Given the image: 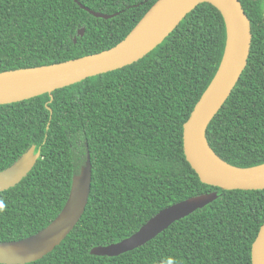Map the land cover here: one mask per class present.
I'll return each instance as SVG.
<instances>
[{
	"label": "trees",
	"instance_id": "trees-1",
	"mask_svg": "<svg viewBox=\"0 0 264 264\" xmlns=\"http://www.w3.org/2000/svg\"><path fill=\"white\" fill-rule=\"evenodd\" d=\"M251 24L248 62L207 131L226 163L264 164V0H239ZM0 0V73L59 64L110 50L157 0ZM85 29L83 36L79 31ZM76 40V41H75ZM226 44L221 14L197 7L152 53L114 72L0 105V173L32 148L41 158L0 194V243L32 238L64 210L90 155L87 210L71 235L34 264H252L264 224V190L224 191L201 182L184 151L183 127L211 84ZM216 192L217 199L143 248L92 256L122 243L162 211Z\"/></svg>",
	"mask_w": 264,
	"mask_h": 264
},
{
	"label": "water",
	"instance_id": "water-1",
	"mask_svg": "<svg viewBox=\"0 0 264 264\" xmlns=\"http://www.w3.org/2000/svg\"><path fill=\"white\" fill-rule=\"evenodd\" d=\"M98 19L118 14L95 12L74 0ZM211 4L221 14L226 29L225 50L216 74L183 127L184 151L188 163L201 182L224 191L264 190V164L239 168L220 159L211 148L207 131L219 113L248 62L251 24L239 0H157L132 32L110 50L75 60L0 73V105H10L53 93L89 78L123 69L144 59L159 47L202 4ZM85 29L79 31L83 36ZM76 41V40H75ZM41 152L32 148L10 169L0 173V194L19 186L34 170ZM93 171L90 155L81 174L75 177L69 200L46 230L27 240L1 244L0 264H34L53 253L82 220L92 191ZM216 192L188 199L162 211L138 233L120 244L94 249L100 258H118L143 248L174 224L203 210L217 199ZM252 264H264V224L252 246Z\"/></svg>",
	"mask_w": 264,
	"mask_h": 264
},
{
	"label": "clouds",
	"instance_id": "clouds-1",
	"mask_svg": "<svg viewBox=\"0 0 264 264\" xmlns=\"http://www.w3.org/2000/svg\"><path fill=\"white\" fill-rule=\"evenodd\" d=\"M4 208H5L4 203L2 201H0V211H2ZM167 264H175V262L173 260H169V261H167Z\"/></svg>",
	"mask_w": 264,
	"mask_h": 264
}]
</instances>
